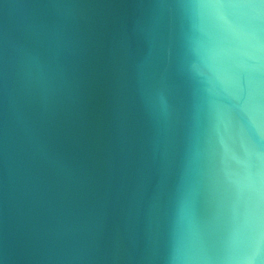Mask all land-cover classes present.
Returning a JSON list of instances; mask_svg holds the SVG:
<instances>
[{
	"label": "water",
	"instance_id": "water-1",
	"mask_svg": "<svg viewBox=\"0 0 264 264\" xmlns=\"http://www.w3.org/2000/svg\"><path fill=\"white\" fill-rule=\"evenodd\" d=\"M0 264H264V0H0Z\"/></svg>",
	"mask_w": 264,
	"mask_h": 264
}]
</instances>
